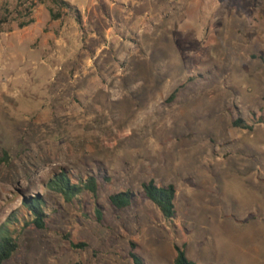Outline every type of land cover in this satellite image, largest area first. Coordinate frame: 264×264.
<instances>
[{
	"label": "rangeland",
	"instance_id": "1",
	"mask_svg": "<svg viewBox=\"0 0 264 264\" xmlns=\"http://www.w3.org/2000/svg\"><path fill=\"white\" fill-rule=\"evenodd\" d=\"M71 1L0 0V224L27 197L47 214L4 264H264V0ZM62 171L97 198L47 187Z\"/></svg>",
	"mask_w": 264,
	"mask_h": 264
},
{
	"label": "trees",
	"instance_id": "2",
	"mask_svg": "<svg viewBox=\"0 0 264 264\" xmlns=\"http://www.w3.org/2000/svg\"><path fill=\"white\" fill-rule=\"evenodd\" d=\"M62 4L67 2L64 0H55ZM59 15H53L58 17ZM27 25L21 24V26ZM177 90H175L170 98H174ZM264 119H260L263 122ZM235 126L253 129L252 125L246 124L241 119L234 122ZM9 155L4 152V157L0 158V162H8ZM55 192L59 193L67 202H71L74 198L87 191L97 198L98 184L94 177H89L78 183L71 181L70 177L64 172L56 174L47 184ZM142 192L146 199L151 201L167 219H173L176 216V188L173 184L159 185L154 179H150L142 184ZM136 194L131 190L121 191L110 195V204L118 210L129 207ZM19 215H18V214ZM17 214V215H16ZM99 219L101 214L98 211ZM47 214L45 212V202L42 197L23 198L21 206L14 212H11L7 219L0 224V264H4L11 259L19 248V238L23 231L33 225L38 229L46 227ZM176 256L172 264H197L191 260L183 247L175 246ZM133 264H146L143 257L135 252L131 253Z\"/></svg>",
	"mask_w": 264,
	"mask_h": 264
},
{
	"label": "crops",
	"instance_id": "3",
	"mask_svg": "<svg viewBox=\"0 0 264 264\" xmlns=\"http://www.w3.org/2000/svg\"><path fill=\"white\" fill-rule=\"evenodd\" d=\"M68 1L71 5L75 6L77 11H80L81 13L83 12L81 9H80V6H78L77 4H74L72 3L71 0H66ZM108 1V0H107ZM133 0H112L111 1V7L115 8L114 6L117 7V5H120L121 7L125 6L126 4L128 3H131ZM91 3L92 5L89 7V9H91L90 11H93V8L92 7H95L96 3H97V0H91ZM134 3V2H133ZM89 5H90V1H89ZM95 16H96V12H95ZM63 40V39H62ZM55 41H59L58 39H56ZM59 44H62V45H66V41H61V42H58ZM61 56L62 58L65 57V53L61 52Z\"/></svg>",
	"mask_w": 264,
	"mask_h": 264
}]
</instances>
